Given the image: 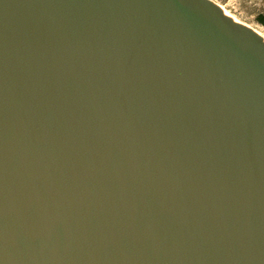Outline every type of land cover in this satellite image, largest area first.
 I'll list each match as a JSON object with an SVG mask.
<instances>
[{
    "label": "water",
    "instance_id": "95a60500",
    "mask_svg": "<svg viewBox=\"0 0 264 264\" xmlns=\"http://www.w3.org/2000/svg\"><path fill=\"white\" fill-rule=\"evenodd\" d=\"M213 0H0V264H264V41Z\"/></svg>",
    "mask_w": 264,
    "mask_h": 264
},
{
    "label": "rangeland",
    "instance_id": "374dc122",
    "mask_svg": "<svg viewBox=\"0 0 264 264\" xmlns=\"http://www.w3.org/2000/svg\"><path fill=\"white\" fill-rule=\"evenodd\" d=\"M230 13L237 22L254 29L264 36V27L257 23L256 17L264 13V0H213Z\"/></svg>",
    "mask_w": 264,
    "mask_h": 264
},
{
    "label": "bare ground",
    "instance_id": "6f19581e",
    "mask_svg": "<svg viewBox=\"0 0 264 264\" xmlns=\"http://www.w3.org/2000/svg\"><path fill=\"white\" fill-rule=\"evenodd\" d=\"M218 7H219V9H220V11H221V13L223 14V15H225L226 17H228L229 19H231L233 22H235V23H239V22H237L236 21V19L230 14V13H228L225 9H223L220 5H218ZM252 31H254V29H252V28H250ZM254 33H255V35H256V37H258L259 39H261L262 41H264V36L262 35V34H259V33H257L256 31H254Z\"/></svg>",
    "mask_w": 264,
    "mask_h": 264
},
{
    "label": "trees",
    "instance_id": "16d2710c",
    "mask_svg": "<svg viewBox=\"0 0 264 264\" xmlns=\"http://www.w3.org/2000/svg\"><path fill=\"white\" fill-rule=\"evenodd\" d=\"M256 21H257L258 24H260L261 26L264 27V13L263 14H259L256 17Z\"/></svg>",
    "mask_w": 264,
    "mask_h": 264
}]
</instances>
